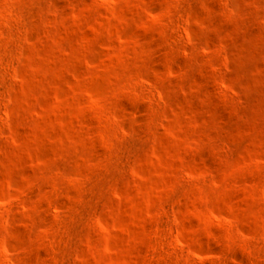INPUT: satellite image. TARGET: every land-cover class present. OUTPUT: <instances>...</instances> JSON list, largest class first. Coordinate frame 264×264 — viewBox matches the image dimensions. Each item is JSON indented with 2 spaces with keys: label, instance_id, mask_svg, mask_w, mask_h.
Returning a JSON list of instances; mask_svg holds the SVG:
<instances>
[{
  "label": "rangeland",
  "instance_id": "obj_1",
  "mask_svg": "<svg viewBox=\"0 0 264 264\" xmlns=\"http://www.w3.org/2000/svg\"><path fill=\"white\" fill-rule=\"evenodd\" d=\"M0 264H264V0H0Z\"/></svg>",
  "mask_w": 264,
  "mask_h": 264
},
{
  "label": "bare ground",
  "instance_id": "obj_2",
  "mask_svg": "<svg viewBox=\"0 0 264 264\" xmlns=\"http://www.w3.org/2000/svg\"><path fill=\"white\" fill-rule=\"evenodd\" d=\"M26 246H27V248H31V246H30V245H28V244H27ZM218 251H219V250H218ZM29 253H30V252H29Z\"/></svg>",
  "mask_w": 264,
  "mask_h": 264
}]
</instances>
